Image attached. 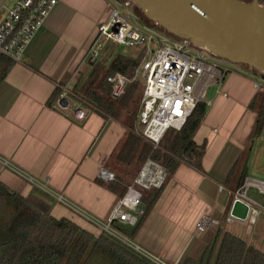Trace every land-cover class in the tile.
<instances>
[{
    "label": "crops",
    "instance_id": "0c3cea01",
    "mask_svg": "<svg viewBox=\"0 0 264 264\" xmlns=\"http://www.w3.org/2000/svg\"><path fill=\"white\" fill-rule=\"evenodd\" d=\"M17 1L0 0V25ZM109 4L110 0H59L22 59L8 70L5 63L0 65V77L4 76L0 78V176L19 185L11 190L24 197L34 187L48 194L54 201L52 216L83 229L88 224L84 218L93 224L107 223L123 193L152 161L126 165L118 158L130 133L141 134L139 120L132 123L137 104L115 103L100 110L73 95L76 85L86 83L102 59L92 62L86 56L98 26L108 19ZM56 90L68 92L67 108L58 101L49 104ZM207 96L206 115L192 138L202 150L200 159L184 156L163 186L152 189H162L161 195L138 230L137 225L113 224L130 247L165 264L199 260L219 230L264 253V204L249 195L256 188L242 190L248 177L264 181V139L255 131L264 93L255 89L251 75L233 70L220 93L216 88ZM76 104L86 112L84 120L77 119ZM198 163L201 170L192 165ZM109 174L116 176L112 182ZM240 190L245 192L240 199L261 209L253 225L228 222ZM56 195L64 203H57ZM146 208L142 201L139 221ZM70 211L84 221L78 217V223ZM204 219L218 225L199 228Z\"/></svg>",
    "mask_w": 264,
    "mask_h": 264
},
{
    "label": "built area",
    "instance_id": "2783aa9c",
    "mask_svg": "<svg viewBox=\"0 0 264 264\" xmlns=\"http://www.w3.org/2000/svg\"><path fill=\"white\" fill-rule=\"evenodd\" d=\"M58 3L59 0H18L14 7L7 9L0 25V56L20 61ZM131 7V0L110 2L108 19L98 26L86 57L97 62L107 43L137 50L143 55L132 79L116 74L108 76L107 82L112 88L111 97L114 100L123 96L128 85H141L138 120L143 130L140 136L155 147H159L168 133L181 132L196 108L205 104L208 89L215 86L220 93L226 76L233 70L251 75L255 89L264 93V73L245 67L238 69L235 64L187 40L174 39L166 32L143 25L134 12L128 10ZM67 97L68 92L62 91L58 105L62 107V100ZM75 114L78 120L87 117L78 104ZM261 135L264 139V126ZM168 175L164 167L148 161L118 200L107 223H94L128 245L113 232V224L121 222L136 226L143 214L140 210L143 192L161 188ZM115 178L114 174L108 175V181L112 182ZM250 187L264 195L263 180L248 177L242 190ZM242 190L237 193V199L245 196ZM55 198L57 203H64L62 196L56 195ZM260 214L258 205L250 202L247 219L242 222L253 225ZM235 220L238 219L228 218L229 223ZM210 223L218 225V222L204 219L199 228L205 229ZM146 258L155 264H165L158 258Z\"/></svg>",
    "mask_w": 264,
    "mask_h": 264
},
{
    "label": "trees",
    "instance_id": "16d2710c",
    "mask_svg": "<svg viewBox=\"0 0 264 264\" xmlns=\"http://www.w3.org/2000/svg\"><path fill=\"white\" fill-rule=\"evenodd\" d=\"M112 1L124 3L129 0L110 2ZM240 1L252 3L253 0ZM132 7L141 24L165 32L149 21L135 4L132 3ZM108 47L110 46L103 50L101 57L108 54ZM110 49V56L108 58L104 56V61L100 59L96 63L90 79L82 85H76L73 91L77 99L80 98L100 110H106L115 103L124 106L129 103L136 104L137 99L141 101L142 98L139 83H132L127 86L121 98L112 99V88L107 82V77L121 74L132 79L143 55L118 54L114 56L111 66L106 70V65L115 52L113 48ZM15 62L11 58L0 56V65L5 63L7 70ZM3 77L2 75L0 78ZM61 93L62 91L56 90L49 104L59 101ZM206 111L207 106L200 104L188 119L184 129L181 132L168 133L159 147L144 141L132 131L118 155L119 160L130 165L136 160L144 164L150 159L164 167L169 174L175 173L184 156L199 160L202 150L195 145L192 138L202 123ZM138 115L139 110H135L132 123L136 122ZM263 126L264 100L258 109L255 127L257 134L262 133ZM192 165L201 170L199 163ZM161 192L162 189L152 190L143 195L142 201L147 203V208L138 221L136 230L153 210ZM125 193L126 191L123 195ZM0 198H2L0 200V264H155L105 231L95 236L69 219L54 218L53 199L36 187L24 197L0 181ZM180 264H264V253L249 246L241 238L219 230L214 241L206 248L199 260L186 259Z\"/></svg>",
    "mask_w": 264,
    "mask_h": 264
},
{
    "label": "water",
    "instance_id": "95a60500",
    "mask_svg": "<svg viewBox=\"0 0 264 264\" xmlns=\"http://www.w3.org/2000/svg\"><path fill=\"white\" fill-rule=\"evenodd\" d=\"M131 1L169 35L230 63L264 73V6L260 0ZM62 103L66 108V99ZM249 205V201L237 199L232 217L245 221Z\"/></svg>",
    "mask_w": 264,
    "mask_h": 264
},
{
    "label": "rangeland",
    "instance_id": "374dc122",
    "mask_svg": "<svg viewBox=\"0 0 264 264\" xmlns=\"http://www.w3.org/2000/svg\"><path fill=\"white\" fill-rule=\"evenodd\" d=\"M111 1V0H110ZM260 4L261 5H263L264 6V0H260ZM130 12H134L133 11V7H131L130 9H128ZM173 37V36H172ZM174 39H177V38H175V37H173ZM110 46V47H108V54L107 55H104L105 56V58H108V56H110V54H111V49L110 48H113L114 50H115V52H114V50H113V52H114V54H113V57L114 56H116L117 54H126V55H131V56H134L135 54L137 55L138 54V51L137 50H127V49H124V47H122V46H111L112 44L111 43H107L106 44V46ZM107 49V48H106ZM104 56L102 57V59L104 58ZM100 59V58H99ZM103 61H104V59H103ZM235 67H237L238 69H242L243 68V66H241V65H234ZM139 86H140V90H141V85L139 84ZM216 88L217 87H215V86H212V87H210L209 89H208V95L210 96L211 95V93L213 92V91H216ZM209 96H207V99H208V97ZM137 97L139 98V94L137 95ZM73 103V102H72ZM137 107H138V109L140 108V99H137ZM140 128V130L142 131L143 130V127H139ZM5 166V165H4ZM143 168V167H142ZM2 170H4V168L2 167ZM263 170H264V165H263ZM1 177V176H0ZM3 177H1V179H2ZM0 179V181H6L9 185H12L11 187L12 188H10V189H13V190H16V188H19V185H17V184H15V183H13V182H11L10 180H8L7 178H4V179H2L1 180ZM135 179V178H134ZM249 195L250 196H252L253 198H255L257 201H259L260 203H262V204H264V196L263 195H260V194H258V192H257V190H251L250 192H249ZM0 200H2V198H0ZM71 212V211H70ZM71 213H73V212H71ZM74 214V213H73ZM71 215V214H70ZM74 215H76V216H74L75 218L74 219H76L77 221H78V223H80V221H79V218H80V216L79 215H77L76 213L74 214ZM73 216V215H72ZM55 217H57V216H55ZM79 217V218H78ZM263 217V216H262ZM261 217V218H262ZM83 217L81 216V218L80 219H82ZM84 220H85V222L86 223H88V224H86V226H84V229H86L87 231H89V232H91V233H93V234H95V235H97V234H101L103 231H105L104 229H102V228H100V227H98L97 225H95V224H93V223H91L90 221H88L87 219H85L84 218ZM83 219H82V221H84ZM83 229V228H82ZM112 230H113V232H115L116 234H118V235H120V236H122V237H124L123 235H121V233L122 232H120V231H118L117 230V228L116 227H112ZM106 232V231H105ZM108 233V232H107ZM99 234V235H100ZM98 235V236H99ZM112 235V234H111ZM132 241V240H131ZM132 248V247H131ZM133 249V248H132ZM136 251V250H135Z\"/></svg>",
    "mask_w": 264,
    "mask_h": 264
}]
</instances>
